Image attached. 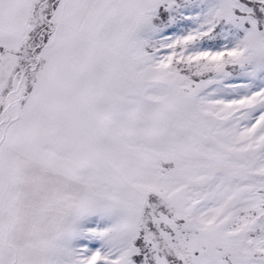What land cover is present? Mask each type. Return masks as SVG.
Listing matches in <instances>:
<instances>
[{"label":"snow or ice","instance_id":"snow-or-ice-1","mask_svg":"<svg viewBox=\"0 0 264 264\" xmlns=\"http://www.w3.org/2000/svg\"><path fill=\"white\" fill-rule=\"evenodd\" d=\"M0 264H264V0H0Z\"/></svg>","mask_w":264,"mask_h":264}]
</instances>
